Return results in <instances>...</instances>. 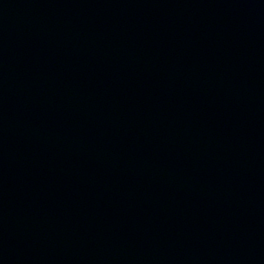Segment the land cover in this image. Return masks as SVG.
<instances>
[{"label":"water","instance_id":"water-1","mask_svg":"<svg viewBox=\"0 0 264 264\" xmlns=\"http://www.w3.org/2000/svg\"><path fill=\"white\" fill-rule=\"evenodd\" d=\"M0 264H264V0H0Z\"/></svg>","mask_w":264,"mask_h":264}]
</instances>
